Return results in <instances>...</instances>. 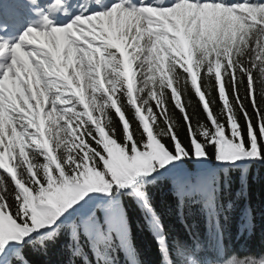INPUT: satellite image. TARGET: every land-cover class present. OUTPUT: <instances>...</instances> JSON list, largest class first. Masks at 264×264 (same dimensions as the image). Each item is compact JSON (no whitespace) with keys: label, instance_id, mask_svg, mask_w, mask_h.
I'll use <instances>...</instances> for the list:
<instances>
[{"label":"snow or ice","instance_id":"6c2138e0","mask_svg":"<svg viewBox=\"0 0 264 264\" xmlns=\"http://www.w3.org/2000/svg\"><path fill=\"white\" fill-rule=\"evenodd\" d=\"M255 163L264 0H0V264H225Z\"/></svg>","mask_w":264,"mask_h":264},{"label":"trees","instance_id":"16d2710c","mask_svg":"<svg viewBox=\"0 0 264 264\" xmlns=\"http://www.w3.org/2000/svg\"><path fill=\"white\" fill-rule=\"evenodd\" d=\"M193 106L196 109V114L203 118V113L199 110V105L196 98H192ZM189 114H193V107H189ZM114 119L115 114H113ZM196 123V116H193V124ZM232 183V199L235 200V209L228 213L226 222L225 240L221 256L226 262L231 257H236L240 260H261L264 258V164L255 163L249 168L247 176V192L243 197H237L240 183L238 173L233 172ZM158 209L165 211V222L176 225L175 231L184 237V232L181 226L176 222V210L173 207L171 210L166 209L165 202L157 199ZM171 203V201H168ZM247 209L252 220V227L241 230V225L246 223L242 219L243 211ZM131 229L132 240L138 253V259L141 264H157L158 253L153 237L147 228L144 226L145 221L142 219V213L138 210H133L131 214ZM189 222H193L189 218ZM204 222L199 221V230L201 233L204 230ZM123 259V255H121Z\"/></svg>","mask_w":264,"mask_h":264},{"label":"rangeland","instance_id":"374dc122","mask_svg":"<svg viewBox=\"0 0 264 264\" xmlns=\"http://www.w3.org/2000/svg\"><path fill=\"white\" fill-rule=\"evenodd\" d=\"M232 260L240 261V262L246 261V260H239V259H237V258H235V257H232L231 259L227 260L226 262H228V261H232ZM257 261H259V260H257ZM226 262H225V264H226Z\"/></svg>","mask_w":264,"mask_h":264}]
</instances>
